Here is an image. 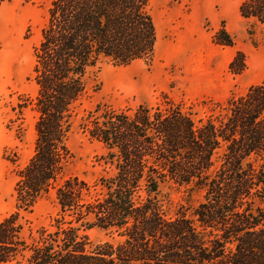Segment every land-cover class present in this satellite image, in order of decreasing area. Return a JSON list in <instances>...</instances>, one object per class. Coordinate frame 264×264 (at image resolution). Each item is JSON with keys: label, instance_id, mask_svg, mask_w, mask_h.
<instances>
[{"label": "trees", "instance_id": "trees-1", "mask_svg": "<svg viewBox=\"0 0 264 264\" xmlns=\"http://www.w3.org/2000/svg\"><path fill=\"white\" fill-rule=\"evenodd\" d=\"M148 2L51 1L34 50L33 154L17 173L14 209L0 220V264H264V171L253 165L264 163V77L198 125L168 98L132 111L97 106L82 125L106 149L111 173L92 185L68 173L67 138L88 72L101 61L152 57ZM239 15L264 26V0L243 1ZM215 41L232 42L224 30ZM228 68L244 72L242 52ZM168 181L200 195L194 222L162 211ZM42 199L56 211L33 229L26 216ZM92 228L116 243L88 249Z\"/></svg>", "mask_w": 264, "mask_h": 264}, {"label": "rangeland", "instance_id": "rangeland-1", "mask_svg": "<svg viewBox=\"0 0 264 264\" xmlns=\"http://www.w3.org/2000/svg\"><path fill=\"white\" fill-rule=\"evenodd\" d=\"M51 1L0 0V220L14 209L17 173L33 154L34 50ZM243 1L149 0L147 9L155 28L152 57L127 66L101 61L88 72V91L72 117L67 138L72 155L68 173L91 185L101 174L111 173L106 149L82 125L97 106L132 111L140 104L156 106L168 98L198 125L215 117L227 99L258 84L264 77V26L240 17ZM220 30L229 35L231 45L216 43ZM237 52L245 58L241 75L228 68ZM253 165L264 171L262 161ZM199 199L198 193L172 181L160 187L159 204L168 217L184 213L194 222ZM55 211L50 200L42 199L26 217L36 229L48 225ZM85 235L88 249L107 241L116 243L97 228Z\"/></svg>", "mask_w": 264, "mask_h": 264}]
</instances>
